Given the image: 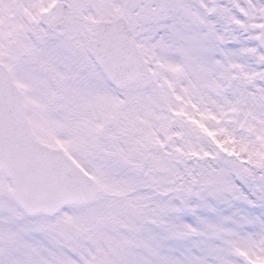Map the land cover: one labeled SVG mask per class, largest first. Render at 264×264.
Returning a JSON list of instances; mask_svg holds the SVG:
<instances>
[{
    "label": "snow or ice",
    "instance_id": "6c2138e0",
    "mask_svg": "<svg viewBox=\"0 0 264 264\" xmlns=\"http://www.w3.org/2000/svg\"><path fill=\"white\" fill-rule=\"evenodd\" d=\"M0 264H264V0H0Z\"/></svg>",
    "mask_w": 264,
    "mask_h": 264
}]
</instances>
